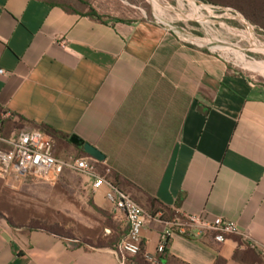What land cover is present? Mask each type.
Returning a JSON list of instances; mask_svg holds the SVG:
<instances>
[{
  "label": "crops",
  "instance_id": "1",
  "mask_svg": "<svg viewBox=\"0 0 264 264\" xmlns=\"http://www.w3.org/2000/svg\"><path fill=\"white\" fill-rule=\"evenodd\" d=\"M0 69V106L27 120L22 129L45 125L92 144L110 177L146 208L153 197L183 216L234 221L241 232L220 243L171 229L158 212L143 229L148 254L168 231L170 253L186 264H247L236 252L247 258L249 242L264 245V87L218 55L150 20L102 21L43 0H0ZM54 140L59 156H84ZM0 181L51 185L54 208L65 196L59 189H71L74 234L67 240L0 216V264H120L114 249L80 242L127 231L106 186L94 189L72 169L56 182Z\"/></svg>",
  "mask_w": 264,
  "mask_h": 264
},
{
  "label": "rangeland",
  "instance_id": "2",
  "mask_svg": "<svg viewBox=\"0 0 264 264\" xmlns=\"http://www.w3.org/2000/svg\"><path fill=\"white\" fill-rule=\"evenodd\" d=\"M61 1H71V7L83 13L93 7L105 20H150L165 25L187 45L201 47L218 55L231 70L264 87V51L250 44L246 35L250 32L264 43V30L232 6L199 0ZM11 128L12 125H8V129ZM59 149L60 146L55 145L57 156ZM70 156L60 152L59 157L68 159ZM50 187L51 185L41 184L14 189L4 186L0 181V216L7 215L17 225H26L36 219L41 223L39 225L50 227L67 240L71 239V235H74L71 232V189H59L65 196L59 207L54 208L49 206L48 198L55 193ZM111 235L113 234L106 237L100 234L98 237L85 239L91 244L102 245L108 243Z\"/></svg>",
  "mask_w": 264,
  "mask_h": 264
},
{
  "label": "built area",
  "instance_id": "3",
  "mask_svg": "<svg viewBox=\"0 0 264 264\" xmlns=\"http://www.w3.org/2000/svg\"><path fill=\"white\" fill-rule=\"evenodd\" d=\"M0 73H5V70L0 69ZM10 116L11 113L8 111H0V118ZM65 169L90 176L94 189L107 187L106 199L116 210L124 213L128 225L125 236L115 250L120 264H143L131 262L130 259L141 252L144 245L143 229L152 215L129 193L114 184L110 177V167L103 166V161L89 154L80 157L70 156L68 159L57 156L54 138L41 129L13 128L8 134L0 133V176L4 179L56 182ZM169 224L171 229L177 228L184 233L191 231L198 236L211 233L214 240L220 243L225 242L230 235L241 233L236 222L223 217L208 220L202 215L183 216L176 212ZM169 233L170 231L163 235L158 251L165 247ZM249 246L257 249L264 257V245L251 241ZM144 257L150 264H158L156 255L145 251Z\"/></svg>",
  "mask_w": 264,
  "mask_h": 264
},
{
  "label": "trees",
  "instance_id": "4",
  "mask_svg": "<svg viewBox=\"0 0 264 264\" xmlns=\"http://www.w3.org/2000/svg\"><path fill=\"white\" fill-rule=\"evenodd\" d=\"M43 1H45L49 4H52V5L61 6L67 12H70V13L71 12L81 13V14H86L88 16H91L97 20H102V21L105 20L104 17L102 15H100L93 7L89 8L90 11L83 13V12L78 11L76 8L71 7V1H68V2L61 1V0H43ZM199 1L212 3L215 5L218 4V5H223V6H232V7L236 8L237 10L241 11L249 21L253 22L254 24L258 25L259 27H261L264 30V0H199ZM0 111L6 112L7 110H5L4 108H2L0 106ZM26 122H27V120L22 118V117H19L17 120H14L11 116L0 118V133L8 134L13 128L22 129L25 127ZM8 125H12V128L8 129ZM41 129L46 131L53 138H63L65 140H67L69 143H72L70 141V136L67 134L56 131L55 129H52V128L47 127L45 125H42ZM72 144L77 146L82 151V153H84V155H88L85 152V150L83 149L82 145H76L74 143H72ZM113 181L117 187H119L121 190L129 193L126 189H124L121 186L120 178L117 175L116 176L114 175ZM131 197L137 203H139L132 195H131ZM140 205L143 208H145L152 215H156L158 212H161L162 213L161 218L163 220H167V221L170 220L171 221L175 216V212H173L172 209L165 206L161 201H159L158 199L153 198V197L149 198V206L147 208L144 207L142 204H140ZM7 219L9 221V223L14 227H23V228H26L28 230H42V231H45L49 234H53V235H56V236H59L62 238H66L65 236L61 235L56 230H54L50 227H46L44 225H39L41 223H39V221H37L36 219L31 220L26 225H17L10 218H7ZM108 219H110L109 215H108ZM108 225L112 226V223L110 220H108ZM112 228H114V230L116 231L115 227H112ZM125 234L120 237L119 234L115 232V233H113V235H111V237H109L108 243H104L102 245L91 244V242L85 238H83L80 242H81V244H89V245L97 247V248L109 247L111 249L117 250V245H118L119 241L125 236ZM71 238H74V235H71ZM168 242H169V238L167 239L165 247L162 249V251H158V253L156 254L158 264H186L185 262L181 261L180 259H178L177 257H175L174 255H172L170 253V250L168 248ZM145 251H146L145 246L143 245L141 252L136 257H133L130 259L131 262H140L143 264H150L146 260V258L144 257ZM245 254H246L247 258H244L243 256H241L240 252H236L235 257L241 261H244L247 264H253V263L264 264V260L253 249H249L247 252H245ZM220 261L221 260H219L218 264H222Z\"/></svg>",
  "mask_w": 264,
  "mask_h": 264
},
{
  "label": "water",
  "instance_id": "5",
  "mask_svg": "<svg viewBox=\"0 0 264 264\" xmlns=\"http://www.w3.org/2000/svg\"><path fill=\"white\" fill-rule=\"evenodd\" d=\"M70 141L76 145H82L85 152L95 157L96 159L100 161L105 160L106 156L103 152H101L98 148H96L92 144L85 142L83 139H81L77 135H71Z\"/></svg>",
  "mask_w": 264,
  "mask_h": 264
},
{
  "label": "bare ground",
  "instance_id": "6",
  "mask_svg": "<svg viewBox=\"0 0 264 264\" xmlns=\"http://www.w3.org/2000/svg\"><path fill=\"white\" fill-rule=\"evenodd\" d=\"M180 3V2H179ZM191 10V9H190ZM246 34V33H245ZM246 35H248L247 37H249V42H250V44H253V45H255L256 46V48H259V49H261V50H263L264 51V43L263 42H260V41H258L257 39H256V37H255V35L254 34H252V33H250V32H247V34ZM245 36V35H244ZM247 37H245V38H247Z\"/></svg>",
  "mask_w": 264,
  "mask_h": 264
}]
</instances>
